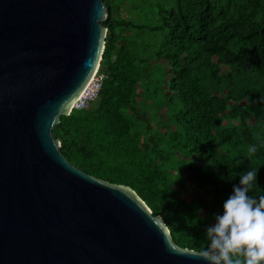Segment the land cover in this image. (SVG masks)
Instances as JSON below:
<instances>
[{"label":"water","instance_id":"obj_1","mask_svg":"<svg viewBox=\"0 0 264 264\" xmlns=\"http://www.w3.org/2000/svg\"><path fill=\"white\" fill-rule=\"evenodd\" d=\"M106 16L103 0H0V264H207L53 137L100 64Z\"/></svg>","mask_w":264,"mask_h":264},{"label":"trees","instance_id":"obj_2","mask_svg":"<svg viewBox=\"0 0 264 264\" xmlns=\"http://www.w3.org/2000/svg\"><path fill=\"white\" fill-rule=\"evenodd\" d=\"M181 2L177 0L182 17ZM247 3L255 7L253 13L261 19L256 21L253 13L239 10L235 26L216 32L213 43H203L208 33L203 20L192 27L202 36L196 42H183L178 31L166 29L176 45L165 54L172 74L168 85L177 95L170 99L176 107L175 118L180 128L174 141L179 151L198 159L197 166L189 167L190 174L201 190L212 195L213 206L221 214L233 187L239 185L241 174L249 170L257 171V183L249 195L257 199L264 196V0ZM105 7L108 10V3ZM207 8L205 4L204 14ZM117 39L107 28L100 61V71L106 78L97 99L87 109L61 117L52 130L53 137L62 140L61 153L79 170L134 190L151 207L153 216L162 217L175 245L194 251L206 248L207 226L198 210L181 199L159 165L141 159L142 149L131 134L133 124L122 113L134 95L140 56L128 50L127 41L121 38L122 45L115 60H111ZM209 58L215 61H208ZM221 67L226 69L224 74L220 73ZM209 82L216 88L215 94L209 92ZM227 94L231 95L229 99ZM93 105L96 109L89 117ZM230 118L234 121L233 130L221 131ZM82 125V141L113 154L118 159L116 165L93 169L85 159L73 158L70 131H79ZM254 143L258 150L249 157L247 149ZM236 161L242 165L238 172Z\"/></svg>","mask_w":264,"mask_h":264},{"label":"rangeland","instance_id":"obj_3","mask_svg":"<svg viewBox=\"0 0 264 264\" xmlns=\"http://www.w3.org/2000/svg\"><path fill=\"white\" fill-rule=\"evenodd\" d=\"M248 1L250 0H183L180 5L181 17L177 0H103L104 5H109L103 25L118 37L111 60H115L116 51L122 45L121 38L127 41L128 50L140 56L139 64H136L138 80L134 95L130 104L122 109V113L133 124L131 134L142 149L141 159L150 160L161 167L172 188L190 208L198 210L207 228L216 223L217 215L222 214L214 208L212 195L201 190L190 174L189 167L197 166L198 159L179 151L174 141L180 128L175 118L176 107L170 99L177 98V95L168 85L172 74L169 71L170 61L165 54L172 52L176 45L166 29L178 31V37L183 42H196L202 36L192 30V27L203 20L208 29L203 43H213L216 32L235 26L239 10H245L249 14L254 12L255 7L252 8ZM205 4L208 6L206 16L203 13ZM251 15L256 21L261 19L260 15ZM208 61L213 62L215 59L209 58ZM102 68L104 69L103 66ZM225 71L221 67L220 73L224 74ZM209 85V92L215 94L217 90L213 83L209 82ZM230 96L227 94L225 97L229 99ZM92 107L89 117L94 115L96 109L95 106L94 109ZM233 124L234 121L230 118L221 131L231 132ZM250 124H253L252 119ZM82 131L83 125L79 131H70L75 160L85 159L93 169H109L118 163L113 154L92 147L89 141L83 142ZM57 140L61 145L62 140ZM241 168V162L236 161L235 171L238 172ZM134 193L137 194L135 191ZM143 203L151 211V207L145 201Z\"/></svg>","mask_w":264,"mask_h":264},{"label":"clouds","instance_id":"obj_4","mask_svg":"<svg viewBox=\"0 0 264 264\" xmlns=\"http://www.w3.org/2000/svg\"><path fill=\"white\" fill-rule=\"evenodd\" d=\"M257 150L255 143L249 146V157ZM256 183V170L241 174L239 185L223 205V214L206 230L207 247L190 256L207 264H264V196L249 195ZM150 219L157 227L162 224V217Z\"/></svg>","mask_w":264,"mask_h":264},{"label":"built area","instance_id":"obj_5","mask_svg":"<svg viewBox=\"0 0 264 264\" xmlns=\"http://www.w3.org/2000/svg\"><path fill=\"white\" fill-rule=\"evenodd\" d=\"M105 78V74L100 71L99 64L91 81L75 101L71 112L87 109L97 99L98 93Z\"/></svg>","mask_w":264,"mask_h":264}]
</instances>
